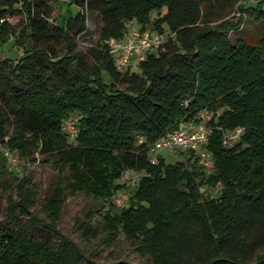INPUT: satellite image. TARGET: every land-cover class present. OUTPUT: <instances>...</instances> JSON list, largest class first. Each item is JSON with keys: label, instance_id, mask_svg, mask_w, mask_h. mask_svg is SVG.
Segmentation results:
<instances>
[{"label": "trees", "instance_id": "trees-1", "mask_svg": "<svg viewBox=\"0 0 264 264\" xmlns=\"http://www.w3.org/2000/svg\"><path fill=\"white\" fill-rule=\"evenodd\" d=\"M56 1L0 0V16L22 15L17 26L0 25V43L14 37L23 47L15 62L0 58V264H264L262 253L247 259L248 238L264 227V30L251 39L229 33L244 16L264 26V0H67L77 10L51 22ZM216 4L227 14L211 17ZM234 8L238 16L227 17ZM86 13L101 25L84 52L75 36ZM131 22L141 32L169 30L139 53L138 72L130 63L117 70L109 43L124 39ZM70 116L74 134L62 127ZM180 120L211 128V174L179 147L174 162L159 154L149 162L151 144ZM237 127V140L224 144L223 132ZM3 149L29 160L40 154L57 169L43 197L29 177L12 175ZM125 170L146 175L119 207L112 197ZM78 193L85 207L63 233L62 206ZM120 234L141 263L98 259Z\"/></svg>", "mask_w": 264, "mask_h": 264}, {"label": "rangeland", "instance_id": "rangeland-1", "mask_svg": "<svg viewBox=\"0 0 264 264\" xmlns=\"http://www.w3.org/2000/svg\"><path fill=\"white\" fill-rule=\"evenodd\" d=\"M242 1L245 4H254L257 0H239ZM53 12L51 15V22H57L58 18L60 17V20H62V17L67 16L68 13H74L77 9L74 5H70V9L67 6V3H65L63 0H57L53 4ZM69 9V12L68 10ZM211 13V17L213 15H217L219 13L221 14H227L225 11L221 8L220 4H216L212 6L209 9ZM164 13V9H162L159 13H156L155 11L151 12V18L154 19ZM235 14V16H238V12L235 11V8L230 11V13L227 15V17L232 16ZM8 22L12 25H19L22 20L21 14H13L6 17ZM261 22H255L251 17H243V22L241 24V29L238 31H230L231 38L234 37H242V38H253L258 33H260L262 30H264V26L261 25ZM100 16L97 13H86V29L81 33L77 34L75 36V41L77 44V47L82 50L86 51V48L89 46H92L96 43L98 39V34L100 30ZM134 22L128 23V26L132 27L133 29H137ZM151 26V25H150ZM164 26V32L161 34L162 37H167V34L169 30L165 25ZM129 27V28H130ZM151 29H154V26H151ZM139 30V29H137ZM145 31L151 33V30L148 28ZM23 47L19 46L15 43L14 37H10L4 42L0 43V58L3 56L4 58L15 62L17 58L22 54ZM140 52H134L131 57L130 64L128 65V69L132 72H138V55ZM88 61H91L90 58L87 57ZM2 149V148H1ZM3 151L7 155V167L12 172V175L16 176L17 178L22 177H29L32 181H34L37 184V193L38 197L41 198L45 194V192L50 188L51 183L53 179L56 176L57 169L53 167L52 165H46L43 162L39 161L42 156L40 154H35V160H29V159H23L20 158L14 151H6L3 149ZM161 157H163L164 161L167 163H172L175 160L179 159V150L171 149V148H165L162 149L158 153ZM10 155V159H9ZM205 189L204 185L199 186V190L203 191ZM220 192V191H219ZM213 193V192H212ZM5 205H6V199L4 197V194L1 192L0 187V219L4 217L5 213ZM85 199L83 194L78 193L77 195H74L72 197H68L65 200L64 205L62 206V213L60 215V220L57 223V226L60 228V230L63 233H68L71 226L73 225L74 218L76 215L80 214L81 210L85 207ZM193 228H197V224L195 222H192ZM123 235H119V239L122 240ZM120 240V243L117 244L115 247H109V248H102L99 250V257L98 259H115V258H125L126 260H129L132 263L140 262V259L138 255L132 250L130 247L128 241L126 240ZM235 241L233 243L235 244ZM201 239L198 234H195L194 237V244L196 247L199 248ZM248 242V255L247 259L249 261H253L255 259L256 254L262 253L264 254V227H261V229L255 230L250 237L247 240ZM95 246L94 242H90L89 247L93 248ZM184 258L186 262L189 260V254L186 253L184 255Z\"/></svg>", "mask_w": 264, "mask_h": 264}, {"label": "built area", "instance_id": "built-area-1", "mask_svg": "<svg viewBox=\"0 0 264 264\" xmlns=\"http://www.w3.org/2000/svg\"><path fill=\"white\" fill-rule=\"evenodd\" d=\"M6 19V17L0 16V25ZM163 42L164 38L159 33L141 32L132 28L127 32L124 39H110V48L114 56L113 64L117 70H123L130 63L131 56L134 52H142L147 48L157 47ZM203 117L209 118V114H204ZM75 123V116L66 118L62 124L63 130L74 134L76 132ZM241 132V127L223 132V143L232 145ZM210 133L211 128L204 122L196 123L190 120H180L173 129L169 130L165 135L156 139L151 144L149 162L155 164L157 162V155L162 149L179 147L194 153L204 172L211 174L214 170V161L211 151L206 148ZM144 175L146 173L142 170H125L122 174L125 185L117 190L112 197V202L119 207L125 206L128 201L129 188L134 186L139 178ZM221 187L222 184L217 183L212 189V195L219 193Z\"/></svg>", "mask_w": 264, "mask_h": 264}, {"label": "crops", "instance_id": "crops-1", "mask_svg": "<svg viewBox=\"0 0 264 264\" xmlns=\"http://www.w3.org/2000/svg\"><path fill=\"white\" fill-rule=\"evenodd\" d=\"M65 3H67L68 1L67 0H63ZM73 5V4H72ZM71 5V6H72ZM69 8V7H68ZM70 9V8H69ZM69 9H68V11H69ZM130 29H132V27H130Z\"/></svg>", "mask_w": 264, "mask_h": 264}]
</instances>
